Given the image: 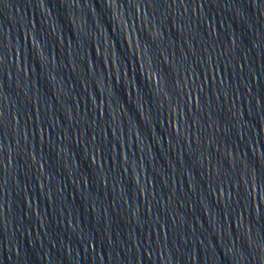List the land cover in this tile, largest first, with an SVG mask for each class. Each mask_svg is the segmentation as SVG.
<instances>
[{"label":"water","instance_id":"1","mask_svg":"<svg viewBox=\"0 0 264 264\" xmlns=\"http://www.w3.org/2000/svg\"><path fill=\"white\" fill-rule=\"evenodd\" d=\"M0 197L85 264H264V0H0Z\"/></svg>","mask_w":264,"mask_h":264}]
</instances>
